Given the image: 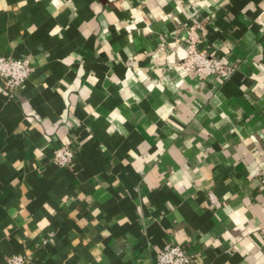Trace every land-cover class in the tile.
I'll return each mask as SVG.
<instances>
[{
  "label": "crops",
  "instance_id": "crops-1",
  "mask_svg": "<svg viewBox=\"0 0 264 264\" xmlns=\"http://www.w3.org/2000/svg\"><path fill=\"white\" fill-rule=\"evenodd\" d=\"M0 54V264H264V0H0Z\"/></svg>",
  "mask_w": 264,
  "mask_h": 264
},
{
  "label": "built area",
  "instance_id": "built-area-1",
  "mask_svg": "<svg viewBox=\"0 0 264 264\" xmlns=\"http://www.w3.org/2000/svg\"><path fill=\"white\" fill-rule=\"evenodd\" d=\"M200 38L201 34L196 24L190 25L187 28V54L183 62L185 67L202 78L224 68L230 70L231 68L226 66L222 58L198 46ZM32 70L33 65L28 58H16L0 54V80L6 88L10 90L20 88ZM74 154L72 146L64 143L53 150L52 160L59 165H69L74 158ZM259 174L264 182V168L259 171ZM221 204L222 201L215 193L211 192L210 205L219 207ZM191 259L192 254L184 245L170 242L157 252L155 264H188ZM5 264H27L26 255L13 253L8 257Z\"/></svg>",
  "mask_w": 264,
  "mask_h": 264
}]
</instances>
